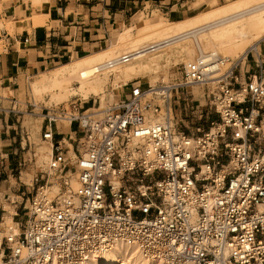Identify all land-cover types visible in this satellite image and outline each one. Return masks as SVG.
Here are the masks:
<instances>
[{"label": "built area", "instance_id": "obj_1", "mask_svg": "<svg viewBox=\"0 0 264 264\" xmlns=\"http://www.w3.org/2000/svg\"><path fill=\"white\" fill-rule=\"evenodd\" d=\"M245 59L189 62L180 81L131 82L105 106L74 97L46 108L51 153L12 215L17 231L0 233V264H84L121 243L164 264H264V62L241 73ZM193 84L206 109L190 105ZM179 108L193 130L173 123Z\"/></svg>", "mask_w": 264, "mask_h": 264}, {"label": "bare ground", "instance_id": "obj_2", "mask_svg": "<svg viewBox=\"0 0 264 264\" xmlns=\"http://www.w3.org/2000/svg\"><path fill=\"white\" fill-rule=\"evenodd\" d=\"M32 2L37 4L48 0ZM193 4L201 6V3ZM42 17L40 14H33L30 18L34 21L33 24H38L42 22ZM135 20L140 21L141 18L136 17ZM248 37L250 40L253 39L250 46L252 49H256V43L264 39V0H233L206 11H199L186 19L168 22L163 17H157L155 21H143L137 26H123L122 31L111 39L107 47L81 55L47 73L40 72V76L38 75L39 77L31 83V88L36 93H51L49 96L51 95L52 102L66 100L72 95L71 91L79 92L84 99H87L88 95L98 96L102 106L104 86L111 75L115 88L119 87V82H126L131 77L149 76L156 72L161 55L171 46H178L180 42L186 40L192 42L195 50L186 46L182 49L187 54L184 63L186 65L189 62L202 61L204 57L219 59L221 57L219 53L232 51ZM202 49L210 52L204 53ZM194 53H198L197 56ZM129 55L132 56L127 62L121 60ZM72 82L77 84L76 88L68 87ZM150 82H155L154 76ZM153 86L148 85L149 88ZM150 123L168 121L166 117H161ZM62 129L65 130L63 125ZM63 141L71 147L65 138ZM48 151L50 154L51 150ZM52 191H58L56 185L50 187V192ZM5 220L12 223L10 215H7ZM84 264H164V262L160 259L146 258L135 244L121 243L111 250L91 255Z\"/></svg>", "mask_w": 264, "mask_h": 264}, {"label": "crops", "instance_id": "obj_3", "mask_svg": "<svg viewBox=\"0 0 264 264\" xmlns=\"http://www.w3.org/2000/svg\"><path fill=\"white\" fill-rule=\"evenodd\" d=\"M0 7V19H15L14 10L7 14L9 5L0 3ZM194 7L191 0H52L40 13L46 16L43 26L15 20L12 31L0 29V214L3 202L23 199L27 186L22 180L30 161L27 130L15 110L22 79L100 46L109 39L110 29L138 13L169 19L187 16ZM5 91L12 95L5 96ZM65 139L70 141L68 136Z\"/></svg>", "mask_w": 264, "mask_h": 264}, {"label": "rangeland", "instance_id": "obj_4", "mask_svg": "<svg viewBox=\"0 0 264 264\" xmlns=\"http://www.w3.org/2000/svg\"><path fill=\"white\" fill-rule=\"evenodd\" d=\"M28 1V2H27ZM52 0H48V2H43V3H34L30 2V0H0V3H5L9 5V9L7 11V14L10 13L11 10H14V15L15 19L13 16H9L8 19L3 20L0 19V29L5 28L8 29L9 31H12V28L14 27L15 20H27L33 24L34 21L30 17L33 16V14H40L43 12V7L45 3H51ZM193 3H201L202 6L197 7L195 6L194 8H191L188 10L187 16L184 17H173V18H167L166 16H160L166 19L168 22H172L174 20L178 19H186L190 17L193 14L198 13L199 11H206L213 6H218L221 4L228 3L233 0H191ZM1 8V7H0ZM205 8V9H203ZM1 10V9H0ZM42 22L38 24H33L34 26H43L45 24L46 16L42 15ZM140 17V21H136L135 18ZM157 19V16L154 17H149L145 16L142 13L136 14L133 18L128 20L126 23H119L117 28L115 30L110 29V37L109 39L105 42L100 44L98 47L90 48L88 51L83 52L78 55H74L72 59H67L65 61L61 62H56L52 66L48 67L45 71H42L44 73L49 72L52 69L57 68L58 66L69 63L72 60L81 57V55L91 53L94 51L101 50L105 47H107L111 43V39L118 34L119 32L122 31L123 26L125 27H132V26H137L138 24H141L143 21H155ZM135 31L133 30V33ZM253 39L250 40V37L245 39L243 42H241L235 49H233L230 52H221L218 55L221 57H230L231 59H238V57L242 58L241 56L244 55L246 57L245 60L241 62L242 70L241 73H243V70H246L247 65L251 68V66H254V60H257V55L260 56V59H262V56L264 55V39L258 41L256 43V49H252L250 46L252 45ZM190 47L193 48V44L190 40H186L184 42H180L178 46H171V48L164 50V54L161 55L159 61H158V66L156 68V72L152 73L151 75H139L136 77H131L128 81L126 82H119V87L115 88V86L112 83L113 76H110V80L106 83L104 86L105 90V95H104V103L102 106H105L109 103L115 102L118 99H122L123 96L127 93L128 88L131 84V82H140V84L143 87H147L149 84L151 85H159L160 83H173L180 81L182 78V67L184 63L186 62L187 54L182 50L184 47ZM195 50V49H194ZM203 50V49H202ZM206 53L207 51L210 52V50H203ZM245 52V53H244ZM166 53V54H165ZM198 53H194V55L197 56ZM195 57V56H194ZM186 59V60H185ZM39 73L36 75H32L28 78H23L21 83H20V88L17 92V99L19 103L15 107L16 111L19 112L20 121L23 123V127L27 130L26 135L24 136L26 140V148L29 151V158H32L31 165H29V170H25L23 172L22 180L23 182L26 183L27 186H25V189L23 190L25 192V195L21 199L20 197H13L15 199V203L9 204L7 202H3V205L7 207V210L4 208L1 211L2 214H0V233L2 234L6 229H13L14 231L17 230L14 222L19 219V217H15L14 219L12 218V215L15 211L16 208H18V215L21 216L22 212H24L23 206L26 203V200L30 198L33 190H31V182L33 180V175L37 172L43 169L44 163L48 160L49 158V145L43 142L40 138V129H41V122H42V115L47 112L46 108H49L51 105H60V104H66L72 100H74V97H78L80 100H82V104L84 108H89L92 107V102L93 100H96L97 103H100V98L98 96H93V95H88L87 99H84L83 96L79 92L71 91L73 92L72 95L68 96V98L64 101H54L50 99L51 95L49 96V92H40L36 93L32 90L31 88V83L37 79L39 76ZM155 77V82L151 83L152 77ZM77 84L75 82H72L69 88H76ZM193 86V87H192ZM191 87H188L186 90L190 91L194 98L190 101V105H197L198 102L196 101L199 100L201 105L205 106L203 109L207 108V100L204 98V90L202 85H192ZM193 89L195 92H192ZM5 96H11L12 93L10 92H4ZM111 99V100H110ZM57 102V103H56ZM101 105V103H100ZM182 107V106H180ZM181 110V111H180ZM177 112V117L174 119L173 123H176L175 126L179 129H182L184 131H188V129L193 130V126H195L193 120L194 116L188 111V113L185 114L182 108L173 109V113L176 114ZM181 112V113H180ZM187 115V116H185ZM204 121H199L197 123L204 124ZM196 123V122H195ZM196 123V124H197ZM61 125V126H60ZM62 125L65 128V130L62 129ZM69 127L70 125L68 123L63 122L62 120L57 121V128L58 130L55 131L56 134H58L60 137H62L60 134L61 133H68L69 132ZM28 137V138H27ZM74 135H71L69 137L70 142L74 141ZM67 146V145H66ZM34 154V157H33ZM44 157H46L44 159ZM30 186V187H28ZM16 205V207H14ZM8 212H11L8 213ZM7 215H10L12 218V223L11 222H6L5 217ZM2 217V219H1Z\"/></svg>", "mask_w": 264, "mask_h": 264}]
</instances>
